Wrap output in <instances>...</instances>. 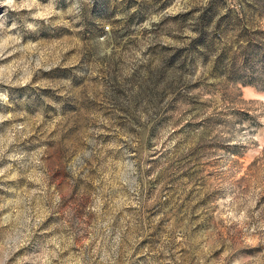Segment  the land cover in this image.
<instances>
[{
	"label": "rangeland",
	"instance_id": "374dc122",
	"mask_svg": "<svg viewBox=\"0 0 264 264\" xmlns=\"http://www.w3.org/2000/svg\"><path fill=\"white\" fill-rule=\"evenodd\" d=\"M0 264H264V0H0Z\"/></svg>",
	"mask_w": 264,
	"mask_h": 264
}]
</instances>
